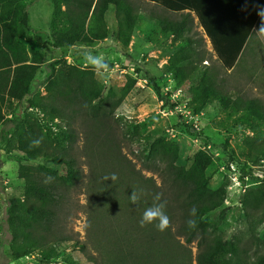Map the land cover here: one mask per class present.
<instances>
[{
    "label": "trees",
    "instance_id": "1",
    "mask_svg": "<svg viewBox=\"0 0 264 264\" xmlns=\"http://www.w3.org/2000/svg\"><path fill=\"white\" fill-rule=\"evenodd\" d=\"M49 1L53 12L50 34L44 39L40 31L30 27L28 7H20L19 0H0V48L8 60L0 64V69L8 74L7 91L0 93L1 142L9 137L7 146L27 160H45L51 164L19 166L23 197L8 201L6 220L2 227L0 224L14 260L39 253L40 261L49 264L60 256L52 247L57 244L71 243L73 248L86 251L85 244L74 239L67 228L75 207H79L75 193L82 189L88 199L83 211L88 217L87 232L93 253L88 254V259L92 264H192L186 254L181 256L175 236L184 238L188 245L197 244V264H264V254L253 260L236 242L220 234L227 210H221L217 219L212 218V213L224 206L230 181L227 178L226 184L217 189L209 186L211 180L206 173L212 163L209 154L198 152L190 168L182 167L177 164L179 146L155 136L148 139L142 163L143 169L153 176L146 177L136 170L123 152L126 143H133L126 131L130 125L123 116H116L115 104L103 100L104 88L94 72L67 64L58 69L53 67L43 85L45 95L38 93L32 98L24 115L6 118L3 113L6 96L19 104L26 101L32 95L31 85L45 60L42 52L33 48L29 50L30 61L18 57L19 50L27 52L21 46L26 31L43 47L92 46L108 38L106 14L114 6L118 42L128 48L139 21L131 0ZM143 1L182 16L174 22L166 18L158 23L165 37H173V47L179 40L186 44L185 49L170 56L165 68L175 74L179 86H184L179 77L194 69L186 78L191 84L189 92L193 100L200 104L195 109L200 112L208 103L216 102L226 112L238 115V122H244L255 133L245 144L246 162L257 164L264 160V104L258 99L234 100L219 89L208 68L197 66L205 58L203 51L194 46L191 38H184V33L191 29L189 23L197 19L215 57L224 69L231 71L259 20L255 5H264V0H248L246 11H242L245 0ZM16 20L19 27L16 25L14 30L12 23ZM16 43L20 45L18 50ZM128 83L122 90L123 96L135 87L136 80L128 78ZM152 86L164 99L155 82ZM34 110L44 116L43 121L61 123L56 136H52L51 128L44 132L43 121ZM79 119L81 132L75 124ZM40 138L39 147H30L32 140ZM230 159L232 163L236 160L235 156ZM82 165L88 169L87 177ZM239 169L243 173V168ZM45 177H51V182L45 184ZM134 190L141 194L137 204L129 199ZM157 193L162 194L161 202H166L165 212L171 221L165 232L157 231L153 225L140 226L143 212L152 206ZM241 203L245 210L264 212V185L249 190ZM193 207L197 209L192 217L197 225L189 229L186 221Z\"/></svg>",
    "mask_w": 264,
    "mask_h": 264
},
{
    "label": "rangeland",
    "instance_id": "2",
    "mask_svg": "<svg viewBox=\"0 0 264 264\" xmlns=\"http://www.w3.org/2000/svg\"><path fill=\"white\" fill-rule=\"evenodd\" d=\"M37 1L19 0V6H26L30 10ZM131 1L135 5L139 21L128 48H123L118 42V23L114 6L110 7L106 18L109 28L108 38L92 46L76 45L70 49L43 47L30 33H26L28 35L21 41V46L27 52L24 51L22 58L30 61L32 54L29 50L33 48L42 52L45 60L31 85L32 95L22 104L8 99L4 103L3 113L9 119L16 115H24L29 111L31 99H35L38 93L45 95L43 85L53 67L58 69L67 64L92 71L84 67L82 52L91 48L94 54H103L111 69L110 74L100 76L92 72L104 88L103 100L115 104L116 116H123L130 125V130L126 131L133 143H126L123 152L135 165L136 170H141L146 177L153 176L152 173L143 169L142 163L148 139L155 136L163 137L179 146L180 158L177 162L179 166L190 168L198 152L209 154L212 157V163L206 173L211 180L209 186L213 189L226 184L228 179L225 170L233 162L230 156H235L236 160L233 164H239V167L243 168L241 186L239 188L236 186L233 192H229L227 190L229 185L227 186L226 202L220 210L212 213V218L217 219L221 210L226 209V219L220 225V234L228 241L236 242L240 249L254 260L257 255L264 254V212L254 209L245 210L241 200L249 190L254 191L264 185V160L257 164L246 162L248 150L245 149V144L255 133L247 128L244 122H238V115L233 116L226 112L216 102L208 103L200 112L195 109L200 104L193 100L189 92L191 84L186 78L191 76L194 69H188L184 77H179L184 84V86H179L175 74L169 73L165 68L170 56L185 49L186 44L179 40L173 47V37H165L158 23L159 20L166 18L174 22L182 16L173 15L143 0ZM10 4L12 5L11 2ZM46 6L50 7V2L42 0L32 8L31 12V28L41 29L40 32L44 39L50 34V21L49 19L47 22L39 20L38 16L34 15L36 10L40 13L42 10L45 11ZM12 24H14V30L16 25L19 27L18 20ZM189 24L191 29L184 33V38H191L194 46L199 47V50L203 51L201 53L205 55L203 62L197 65L198 68L203 70L208 68L218 88L234 100L237 98L258 99L264 104V41L254 33L250 51L246 49L242 61L234 69L227 71L212 52L211 44L205 37L197 19L193 18ZM16 46L18 50L19 43ZM128 78L135 79L136 85L127 96H123L122 90L129 85ZM153 82L161 90L164 99L156 93L152 86ZM189 120L192 121V128L187 123ZM60 124L58 120L53 123L48 120L42 122L44 132L51 128L54 133L52 136H56ZM75 124L81 132V119L76 120ZM1 130L2 125L0 124V135ZM8 140L9 137L6 142L2 143L0 138L1 227L6 220L8 201L23 197V181L18 179L19 166H51L50 162L45 160H27L19 151L7 146ZM82 168L87 177V167L82 165ZM155 178L160 184V179L156 176ZM87 201L85 191L80 189L75 193L76 206L79 207H75L67 223L68 232L74 239L85 244L86 251L73 248L71 243L53 245L52 247L59 251L60 256L49 264H92L88 259V254L92 253L87 232L88 217L83 211ZM175 238L180 245L178 250L181 256L186 254L192 264H197V244L188 245L184 238L177 236ZM9 246L0 231V264L4 262L43 264L39 253L15 261Z\"/></svg>",
    "mask_w": 264,
    "mask_h": 264
},
{
    "label": "clouds",
    "instance_id": "3",
    "mask_svg": "<svg viewBox=\"0 0 264 264\" xmlns=\"http://www.w3.org/2000/svg\"><path fill=\"white\" fill-rule=\"evenodd\" d=\"M248 0H245V8L242 11L247 10ZM257 15L260 19L258 28L253 29V32L264 41V5L256 4L255 5ZM83 62L85 68H90L96 74L100 76H105L110 74L111 69L106 62V59L103 54H94V50L88 48L82 52ZM42 143V138L34 139L30 142V147H39ZM112 179L115 180V174L112 175ZM52 180L51 177H45L43 182L45 184L50 183ZM161 193H157L154 197V203L152 206L145 209L143 212L142 218L140 220V226L145 227L147 225H153L157 231L165 232L171 224L169 216L165 212L166 202H161ZM141 198V194H138L137 191H132L129 199L132 204H137ZM197 209L193 207L189 212V219L186 221L187 227L189 229H195L197 221L192 217H195Z\"/></svg>",
    "mask_w": 264,
    "mask_h": 264
},
{
    "label": "crops",
    "instance_id": "4",
    "mask_svg": "<svg viewBox=\"0 0 264 264\" xmlns=\"http://www.w3.org/2000/svg\"><path fill=\"white\" fill-rule=\"evenodd\" d=\"M42 0H38L37 1V3H36V5L37 4H39L40 2H41ZM49 1V0H48ZM50 2V1H49ZM51 4V3H50ZM13 5H16V3H14ZM36 5H34V6H32L31 7V9L29 10V15H30V27H32L31 26V21H32V8L33 7H35ZM52 12H53V9H52V5L49 7V6H46V9H45V11L44 10H42L41 11V13L39 12V11H37L36 10V14L34 15V16H38V18L37 19H39V20H44V21H46L47 22V19H49V21H50V23H51V17H52ZM108 13V12H107ZM36 18V17H35ZM106 18H107V14H106ZM260 23V19L258 20V22H257V24H255L256 25V27L255 28H257L258 27V24ZM254 28V29H255ZM32 29H35V30H38V31H41V29H37V28H32ZM44 31H46L45 29H43ZM26 33H27V31H26ZM28 34H26V36H27ZM253 35H254V32H253V34H252V36H251V38L249 39V41L247 42V44H246V47L244 48V50L242 51V53H241V55L239 56L240 58H239V60H238V63H237V65L239 64V62L240 61H242V56H244V52L246 51V49H249V51H250V43H251V41H252V38H253ZM10 36H12L11 35V33L9 32L8 33V37H10ZM14 39H16V36H14L13 37ZM17 44V43H16ZM22 55H23V52L21 51V50H19V55H18V57H22ZM8 60H7V55L5 54V52H4V50L2 49V48H0V64L1 63H3V64H5L6 62H7ZM236 65V66H237ZM2 66V65H1ZM235 66V67H236ZM234 67V68H235ZM233 68V69H234ZM12 69H14V66L12 67ZM7 77H8V74H6V73H4V69H0V93H5L6 91H7V87H6V83H7ZM8 97L6 96V102L8 101Z\"/></svg>",
    "mask_w": 264,
    "mask_h": 264
},
{
    "label": "built area",
    "instance_id": "5",
    "mask_svg": "<svg viewBox=\"0 0 264 264\" xmlns=\"http://www.w3.org/2000/svg\"><path fill=\"white\" fill-rule=\"evenodd\" d=\"M31 111H33V109H31ZM34 111L38 114V116L40 117V120L42 119V121H43L44 116L40 112H38V110H34ZM187 123L190 125L191 128L193 127L191 120H189V122H187ZM225 174L227 175V178L230 181L229 187L227 189L229 192H233L234 188H236V186H237V188H239L241 186L240 179L242 178V172L239 169V166L237 164L231 163L230 167H228L225 170ZM1 182L2 181H0V183Z\"/></svg>",
    "mask_w": 264,
    "mask_h": 264
}]
</instances>
